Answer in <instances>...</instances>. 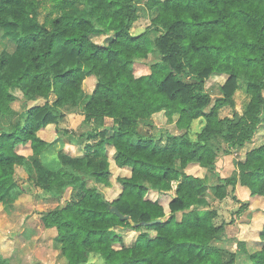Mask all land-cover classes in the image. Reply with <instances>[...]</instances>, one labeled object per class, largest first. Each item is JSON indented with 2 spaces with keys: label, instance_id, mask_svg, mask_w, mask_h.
<instances>
[{
  "label": "trees",
  "instance_id": "trees-1",
  "mask_svg": "<svg viewBox=\"0 0 264 264\" xmlns=\"http://www.w3.org/2000/svg\"><path fill=\"white\" fill-rule=\"evenodd\" d=\"M43 1L59 13L49 27L40 21L41 0H0V29L16 45L13 54L0 53V204L22 193L15 170L31 172L33 159L51 144L44 136L49 129L73 134L59 126L61 109L80 108L91 127L79 136L87 143L47 172L42 187L53 199L68 189L79 193L41 216L46 235L60 242L56 260L234 264L236 253L215 245L223 226L205 209L227 197L241 203L237 188L264 199V0H146L160 61L138 76L136 60L151 51L144 34L132 32L139 0ZM78 5L84 15L72 12ZM210 76L223 78L215 99L203 88ZM239 80L247 95L242 114L220 118L221 108L234 107ZM16 92L34 104L21 112ZM158 114L178 133L141 136L139 122ZM199 118L204 125L193 141L188 131ZM233 153H242L237 176L209 188L207 172L220 155ZM171 182L173 196L159 188ZM151 192L170 197L162 203ZM257 213L264 216V209ZM261 222L257 239L237 242L250 264H264ZM124 230L137 233L133 242H125ZM17 233L9 235L13 247L0 251V264H20L28 254ZM35 256L47 264L40 252Z\"/></svg>",
  "mask_w": 264,
  "mask_h": 264
},
{
  "label": "rangeland",
  "instance_id": "rangeland-1",
  "mask_svg": "<svg viewBox=\"0 0 264 264\" xmlns=\"http://www.w3.org/2000/svg\"><path fill=\"white\" fill-rule=\"evenodd\" d=\"M146 0H139L136 4L138 18L133 24L132 32L137 34H144V42L151 50L148 57L144 59L136 60L135 75L145 74L149 71V65L160 61L158 52L154 46V39L158 36L155 29L150 26L149 15L145 7ZM73 13L78 15H84L85 10L83 5L75 6L72 10ZM59 15L58 12L51 10L50 5L41 0V14L40 21L49 27L50 21ZM98 40H102L99 38ZM16 49V45L7 37L6 30L0 29V53L5 51L9 54H13ZM185 81L193 82L192 79L186 78ZM223 78L218 76H210L206 79L203 86L204 91L208 93L212 99L220 97L222 92L220 90ZM20 96V110L21 112L26 109L27 106L33 105V102L26 101L19 92H16ZM39 104L43 101H39ZM247 103V95L245 93V85L240 80L238 81V87L234 94V107H223L218 111V116L232 117L241 116L242 111ZM64 114L59 126L62 129H66L73 134L68 135H56L55 129H49L44 134L47 142H51L46 151H44L39 157L33 159L31 162V172L28 173L24 168L17 167L15 170V184L22 189V193L17 199H10L5 197L3 204H0V251H9L14 245V239L10 238L12 231L18 230L17 237L22 240L23 244H27V253L20 264H41L40 258L35 254L41 253L43 258L47 259V264H60V260H56L54 253L57 251V246L54 243H50V247H46L49 239L53 235H46V231L41 223V216L52 209L56 203L53 198L43 193L42 187L45 185L46 173L54 171L60 168L66 161L65 156L73 155L78 152L77 150L83 149V146L87 143L85 135L79 138L80 134L86 130H90L91 127L84 123V114L80 108L65 106L61 109ZM104 126H110L112 120L109 118L104 119ZM204 125V119L199 118L192 122L188 131L191 140L195 141L196 134ZM96 123L94 127H98ZM166 129L173 134L178 133L174 125L168 123L163 114L155 115L152 119L143 120L139 122L138 132L141 136L148 134L157 135L159 130ZM75 135V136H74ZM260 141L259 135L255 139V143ZM79 148V149H78ZM242 156V153H233L231 155H220L216 161L215 166L210 172H207L208 187L211 188L214 184L218 183L219 178L235 177L237 176L236 160ZM66 164V163H65ZM64 164V165H65ZM194 169H189V172H194ZM196 170V169H195ZM162 191L168 192L170 196L175 193L176 185L174 182L169 185H162L159 187ZM163 191V192H164ZM237 195L244 200L249 201L248 192L243 189H236ZM205 195L210 198L211 189L206 190ZM78 191L68 189L61 197L58 198V203L62 202L71 203L78 199ZM170 196L157 195L156 192H151L149 197L152 199L160 198L162 203L167 202ZM248 199H245L247 198ZM247 201V202H248ZM241 202V203H242ZM241 203L232 200L227 197L223 200L212 201L209 208L205 211L212 210L215 212L213 223L217 226H223V232L215 242V245L224 248L225 250L236 253L234 264H250L248 257L238 252L236 244L235 232L242 231L250 224L249 219L252 218L254 212H250L245 208H240ZM5 206V207H4ZM60 206V205H58ZM253 206L261 209L264 207V199L256 198ZM251 213V217L249 214ZM6 215V216H5ZM177 219H180V213L177 215ZM253 221V220H252ZM251 221V222H252ZM246 224V226H244ZM233 226L230 227L229 226ZM240 231V232H241ZM10 232V233H9ZM9 233V234H8ZM126 243H131L135 239L137 233L131 230L123 231ZM28 241V242H27ZM45 253V254H43Z\"/></svg>",
  "mask_w": 264,
  "mask_h": 264
},
{
  "label": "crops",
  "instance_id": "crops-1",
  "mask_svg": "<svg viewBox=\"0 0 264 264\" xmlns=\"http://www.w3.org/2000/svg\"><path fill=\"white\" fill-rule=\"evenodd\" d=\"M245 199H248V197ZM54 201L56 202L54 204V207H53L54 209L57 208L58 205L63 206L66 204V202H62L61 204H59L58 199H54ZM244 201L246 202L248 200H244ZM254 202H256V197L249 198L248 207L250 208V212H252V211L255 212L252 215V218H247V219H249L250 224H248L247 226H246V224H244V226H246L247 228L242 229V231L240 230L241 232L240 231L235 232L237 234L235 248L237 247V249H238V246H237L238 240H240V239H253V240L257 239V234L259 233V231L262 227L261 218H263L264 216H263V213H257V210H263L264 207L259 209L255 206H253ZM249 217H251V213L249 214ZM230 227H233V226L230 225L229 228ZM50 243L56 244L57 248L60 246V242L54 237L49 239V242L47 243L46 247H50Z\"/></svg>",
  "mask_w": 264,
  "mask_h": 264
},
{
  "label": "water",
  "instance_id": "water-1",
  "mask_svg": "<svg viewBox=\"0 0 264 264\" xmlns=\"http://www.w3.org/2000/svg\"><path fill=\"white\" fill-rule=\"evenodd\" d=\"M110 211L112 213H114L115 215H117L120 219H126L127 218L126 216H123L116 207H111Z\"/></svg>",
  "mask_w": 264,
  "mask_h": 264
}]
</instances>
